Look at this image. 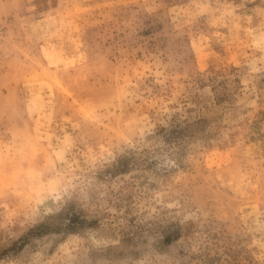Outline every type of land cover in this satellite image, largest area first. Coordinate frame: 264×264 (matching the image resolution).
<instances>
[{
  "label": "rangeland",
  "instance_id": "374dc122",
  "mask_svg": "<svg viewBox=\"0 0 264 264\" xmlns=\"http://www.w3.org/2000/svg\"><path fill=\"white\" fill-rule=\"evenodd\" d=\"M0 264H264V0H0Z\"/></svg>",
  "mask_w": 264,
  "mask_h": 264
}]
</instances>
